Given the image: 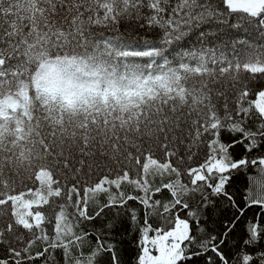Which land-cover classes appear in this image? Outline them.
I'll list each match as a JSON object with an SVG mask.
<instances>
[{"label": "snow or ice", "instance_id": "obj_1", "mask_svg": "<svg viewBox=\"0 0 264 264\" xmlns=\"http://www.w3.org/2000/svg\"><path fill=\"white\" fill-rule=\"evenodd\" d=\"M61 262L264 264V0H0V264Z\"/></svg>", "mask_w": 264, "mask_h": 264}, {"label": "trees", "instance_id": "obj_2", "mask_svg": "<svg viewBox=\"0 0 264 264\" xmlns=\"http://www.w3.org/2000/svg\"><path fill=\"white\" fill-rule=\"evenodd\" d=\"M141 35H145V33H141ZM240 35H244V33H240ZM148 38H153L152 37V35H151V33H149L148 34ZM253 37H249V39H252ZM240 185H239V183L237 184V187H239ZM165 195H167V193H165ZM157 198H159V197H157ZM231 213H230V210H224L223 211V216L221 217V218H223V217H226V216H228V215H230ZM213 226H215L214 224H213V222L210 220L209 221V227H213ZM57 259L59 260V255H57ZM61 264H62V262H61Z\"/></svg>", "mask_w": 264, "mask_h": 264}]
</instances>
